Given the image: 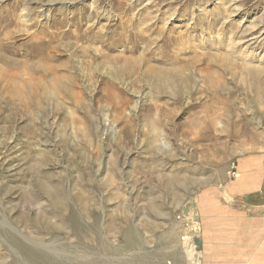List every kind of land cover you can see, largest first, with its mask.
<instances>
[{
	"label": "rangeland",
	"instance_id": "374dc122",
	"mask_svg": "<svg viewBox=\"0 0 264 264\" xmlns=\"http://www.w3.org/2000/svg\"><path fill=\"white\" fill-rule=\"evenodd\" d=\"M263 203L264 0H0V264H256Z\"/></svg>",
	"mask_w": 264,
	"mask_h": 264
},
{
	"label": "crops",
	"instance_id": "0c3cea01",
	"mask_svg": "<svg viewBox=\"0 0 264 264\" xmlns=\"http://www.w3.org/2000/svg\"><path fill=\"white\" fill-rule=\"evenodd\" d=\"M254 168V167H253ZM254 175H253V174ZM254 176L255 177V179L254 180H256V185L254 186V187H252V188H250V189H247V190H242V191H240V190H238L239 192H234L233 194L234 195H236V194H241L242 192H251V191H259V189H260V187H262V182L261 181H259V177H257L258 175H257V173L255 172V170L253 169V170H251V173H250V176ZM249 190V191H248ZM232 194V195H233ZM232 200H233V198H232ZM264 204V203H263ZM226 210H224V213L223 214H218V215H225L226 214V212H225ZM233 235H235L234 237H236V234H233ZM233 237V236H232ZM239 239V238H238ZM263 239H264V237H263ZM263 239L259 242V244L256 246V248H255V250H254V252H253V254H252V261H253V259L256 257V260H255V262H256V264H264V247H263V250H261L260 251V248H261V246H262V242H263ZM239 244L240 243H238L237 245L239 246ZM243 245V244H242ZM237 255H239V253L237 254ZM225 257H228L227 255H225ZM261 258V259H260ZM259 260V261H258Z\"/></svg>",
	"mask_w": 264,
	"mask_h": 264
},
{
	"label": "bare ground",
	"instance_id": "6f19581e",
	"mask_svg": "<svg viewBox=\"0 0 264 264\" xmlns=\"http://www.w3.org/2000/svg\"><path fill=\"white\" fill-rule=\"evenodd\" d=\"M227 6V5H226ZM242 6H244V2L242 1V2H233L232 3V5H230V7H229V9L231 10V12H239L240 10H241V7ZM41 9L40 10H43L42 8L44 7V6H39ZM28 11H29V8H28V6H26L25 7V9L23 10V14H25V16H26V21H27V15H29V13H28ZM44 11V10H43ZM25 16H23V15H21L20 17H22V19H23V17H25ZM25 20H24V22H26ZM261 37H263V34L261 35ZM261 37H258L257 39H254L255 40V43H256V40L258 41V39L259 38H261ZM245 40V39H244ZM253 40V39H252ZM241 39L239 38L238 40H236V41H233V42H231V44L232 45H234V46H236L237 44H240L241 43ZM249 41V40H248ZM251 41V40H250ZM252 42V41H251ZM250 42V43H251ZM260 42V41H259ZM249 43V42H248ZM251 44H253V43H251ZM253 46V45H252ZM236 48V47H235ZM248 58V57H247ZM252 70V69H251ZM254 73V72H253ZM255 75V74H254ZM244 176V175H243ZM243 179V178H242Z\"/></svg>",
	"mask_w": 264,
	"mask_h": 264
},
{
	"label": "water",
	"instance_id": "95a60500",
	"mask_svg": "<svg viewBox=\"0 0 264 264\" xmlns=\"http://www.w3.org/2000/svg\"><path fill=\"white\" fill-rule=\"evenodd\" d=\"M200 244H201V241H198V242H197V246H200Z\"/></svg>",
	"mask_w": 264,
	"mask_h": 264
}]
</instances>
